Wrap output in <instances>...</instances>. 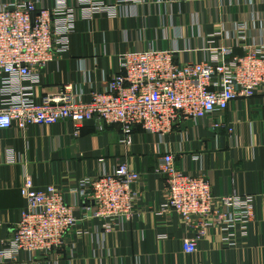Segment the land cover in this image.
Segmentation results:
<instances>
[{"label": "crops", "instance_id": "1", "mask_svg": "<svg viewBox=\"0 0 264 264\" xmlns=\"http://www.w3.org/2000/svg\"><path fill=\"white\" fill-rule=\"evenodd\" d=\"M27 1L36 0L0 3ZM104 1L114 4L115 14L103 10L87 19L78 14L68 51L35 68L41 76L37 99L72 84L80 85L89 101L92 91H103L120 72L123 56L132 51L153 49L173 53L179 63L203 62L224 46H230V56H243L264 33V22L247 26L249 14L264 13L263 0ZM243 26L245 31L238 30ZM240 35L247 39L238 41ZM6 99L0 76V108ZM215 120L225 129L213 130ZM167 154L179 170L203 175L216 197H255L248 237L231 246L215 228L199 236L164 208L165 183L157 169ZM123 164L139 174L132 221L110 233L99 221H83L77 229L86 233H70L51 254L3 255L4 242L27 210L21 194L27 177L37 190L56 186L66 191L72 204L70 191L80 180L112 173ZM76 215H84L80 206ZM189 239L198 241L194 254L184 251ZM0 264H264V95L233 103L212 120L184 121L165 137L137 129L130 146L122 144L120 126L101 131L97 121L85 123L78 135L71 121L0 130Z\"/></svg>", "mask_w": 264, "mask_h": 264}, {"label": "built area", "instance_id": "2", "mask_svg": "<svg viewBox=\"0 0 264 264\" xmlns=\"http://www.w3.org/2000/svg\"><path fill=\"white\" fill-rule=\"evenodd\" d=\"M253 3V2H252ZM264 3V0H263ZM104 0H36L0 3V76L7 99L0 108V130L17 127L53 126L71 121L78 135L83 125L97 121L121 128L122 144L130 146L137 129L165 137L184 121L203 122L226 112L240 100L264 95V33L243 56H230V46L220 47L205 61L179 63L173 53L143 50L125 54L120 72L103 91H92L85 101L80 85H66L57 95L37 99L44 68L69 49L77 15L93 17L103 10L113 11ZM264 22V13H251L248 24ZM245 31L246 27L238 28ZM240 35L238 41H245ZM212 129L225 125L215 120ZM231 131V130H229ZM165 183V206L172 209L187 230L203 236L210 228L219 230L231 246L248 237L255 217V197H216L203 175L179 170L172 154L164 155L157 169ZM139 174L126 164L112 173L80 180L66 201V191L50 186L37 190L27 177L21 194L27 202L13 237L4 242L3 255L21 253L47 255L63 245L67 235L83 221H99L110 233L133 220L139 199L134 189ZM83 217L78 218L76 208ZM197 239L184 243V251L194 254Z\"/></svg>", "mask_w": 264, "mask_h": 264}]
</instances>
